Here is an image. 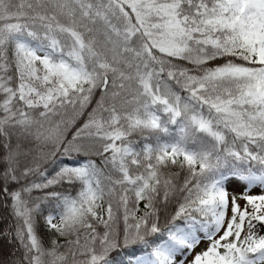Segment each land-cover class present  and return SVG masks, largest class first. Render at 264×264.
Wrapping results in <instances>:
<instances>
[{
    "label": "snow or ice",
    "instance_id": "snow-or-ice-1",
    "mask_svg": "<svg viewBox=\"0 0 264 264\" xmlns=\"http://www.w3.org/2000/svg\"><path fill=\"white\" fill-rule=\"evenodd\" d=\"M0 208V264H264V0H0Z\"/></svg>",
    "mask_w": 264,
    "mask_h": 264
},
{
    "label": "trees",
    "instance_id": "trees-1",
    "mask_svg": "<svg viewBox=\"0 0 264 264\" xmlns=\"http://www.w3.org/2000/svg\"><path fill=\"white\" fill-rule=\"evenodd\" d=\"M80 122L82 123L83 121L81 120ZM77 126H79V124ZM7 219V210L0 208V229H3L6 226ZM41 233L47 238V234L43 232V228H41ZM9 248L10 245L7 244L6 240L0 239V253L6 255Z\"/></svg>",
    "mask_w": 264,
    "mask_h": 264
},
{
    "label": "rangeland",
    "instance_id": "rangeland-1",
    "mask_svg": "<svg viewBox=\"0 0 264 264\" xmlns=\"http://www.w3.org/2000/svg\"><path fill=\"white\" fill-rule=\"evenodd\" d=\"M234 183V184H233ZM230 184H233V185H229V190L230 191H233V189H234V186H235V182H232V183H230ZM240 190H242V186L241 187H235V191L236 192H239ZM259 189L258 188H254L249 194H253V195H255V194H259ZM205 245H201V248H203ZM197 251H200V248H198L197 249Z\"/></svg>",
    "mask_w": 264,
    "mask_h": 264
},
{
    "label": "bare ground",
    "instance_id": "bare-ground-1",
    "mask_svg": "<svg viewBox=\"0 0 264 264\" xmlns=\"http://www.w3.org/2000/svg\"><path fill=\"white\" fill-rule=\"evenodd\" d=\"M233 184H234V183H233ZM233 184H230V186L233 185Z\"/></svg>",
    "mask_w": 264,
    "mask_h": 264
}]
</instances>
